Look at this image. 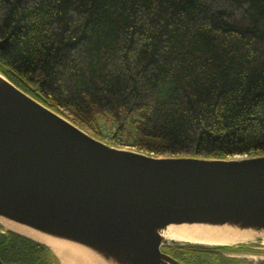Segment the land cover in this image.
I'll return each instance as SVG.
<instances>
[{"label":"trees","instance_id":"obj_1","mask_svg":"<svg viewBox=\"0 0 264 264\" xmlns=\"http://www.w3.org/2000/svg\"><path fill=\"white\" fill-rule=\"evenodd\" d=\"M0 74L107 143L102 120L154 156L264 155V0H0ZM0 260L60 264L11 232Z\"/></svg>","mask_w":264,"mask_h":264},{"label":"water","instance_id":"obj_2","mask_svg":"<svg viewBox=\"0 0 264 264\" xmlns=\"http://www.w3.org/2000/svg\"><path fill=\"white\" fill-rule=\"evenodd\" d=\"M0 217L111 264H183L163 247L233 253L222 249L239 245L162 233L170 225H230L256 233L262 246L264 155L153 156L117 148L0 74ZM6 236L0 229V243Z\"/></svg>","mask_w":264,"mask_h":264},{"label":"bare ground","instance_id":"obj_3","mask_svg":"<svg viewBox=\"0 0 264 264\" xmlns=\"http://www.w3.org/2000/svg\"><path fill=\"white\" fill-rule=\"evenodd\" d=\"M0 225L8 231L47 246L62 264H111L84 247L46 236L3 217H0ZM162 235L167 239L210 245L238 246L254 242L253 236L257 234L250 231H240L230 225L210 226L193 224L170 225L163 231ZM262 245H264V238ZM244 257L253 263L262 262L264 259L262 256L253 254H244Z\"/></svg>","mask_w":264,"mask_h":264},{"label":"rangeland","instance_id":"obj_4","mask_svg":"<svg viewBox=\"0 0 264 264\" xmlns=\"http://www.w3.org/2000/svg\"><path fill=\"white\" fill-rule=\"evenodd\" d=\"M100 120H102V119H100ZM100 123H101V131H102V133L104 134V138H106V140H108V142L109 143H107V144H110V145H112V146H115V147H117V148H122V149H129V150H133V151H137V152H141V151H138L135 147H128V145H125V144H121V145H117V144H112V142L110 141L111 140V137H112V134H113V132H114V130H115V128H114V126H112V124L110 123V122H107V121H100ZM141 153H143V152H141ZM147 154V153H146ZM150 155H152V154H150ZM154 156V155H153ZM234 157H247V155H243V156H234ZM233 157V158H234ZM4 231H6L7 233L8 232H10V231H8V230H6L5 228H3V227H1ZM11 233H13V232H11ZM14 234H16V233H14ZM18 235V234H17ZM20 236V235H19ZM257 241H255V242H252V243H247V244H245V245H241L242 247H245V248H247L248 246H253V247H255L254 249H255V251L257 252V253H251V252H247V250H245V251H242V252H233V253H227V256H231V257H233V258H235V259H240V260H242V261H246L247 263H250V264H264V259H263V261L262 262H258V263H253L252 261H250V260H247L245 257H244V254H253V255H259V256H262V257H264V245H259V244H257L256 243ZM240 245H239V247H241ZM244 248V249H245ZM54 255V254H53ZM46 258L48 259V261H51V260H53V257L51 256V255H47L46 256ZM212 264H219V261L218 260H216L215 258L212 260Z\"/></svg>","mask_w":264,"mask_h":264},{"label":"flooded vegetation","instance_id":"obj_5","mask_svg":"<svg viewBox=\"0 0 264 264\" xmlns=\"http://www.w3.org/2000/svg\"><path fill=\"white\" fill-rule=\"evenodd\" d=\"M0 229H2L1 227H0ZM7 235H8V233H7ZM245 247H239V249L242 251V250H247V252H251V253H257L256 251H255V247H251V246H248L247 248H245ZM162 251L163 252H165V253H167V254H169V255H171V256H173L175 259H177L178 261H180V262H182L183 264H186V262L184 261V260H182L181 258H179V257H177V253H176V251H175V248L174 247H163L162 248ZM214 258L216 259V260H225V259H228V258H231V259H233V260H235V263L236 262H238V264H241L240 262H242V260H240V259H235V258H233V257H231L230 255L229 256H227V253H223V252H219L218 254H216L215 256H214ZM211 259H213V258H211ZM244 262V261H243ZM45 264H48L47 262L45 263Z\"/></svg>","mask_w":264,"mask_h":264}]
</instances>
